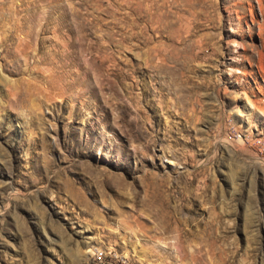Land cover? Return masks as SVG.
<instances>
[{
    "label": "rangeland",
    "instance_id": "obj_1",
    "mask_svg": "<svg viewBox=\"0 0 264 264\" xmlns=\"http://www.w3.org/2000/svg\"><path fill=\"white\" fill-rule=\"evenodd\" d=\"M264 0H0V264H264Z\"/></svg>",
    "mask_w": 264,
    "mask_h": 264
},
{
    "label": "built area",
    "instance_id": "obj_2",
    "mask_svg": "<svg viewBox=\"0 0 264 264\" xmlns=\"http://www.w3.org/2000/svg\"><path fill=\"white\" fill-rule=\"evenodd\" d=\"M229 136L241 142H248L254 145L258 152L264 156V138H257L250 134H240L239 129H229ZM111 260L106 257L103 250L95 252L88 264H109Z\"/></svg>",
    "mask_w": 264,
    "mask_h": 264
}]
</instances>
